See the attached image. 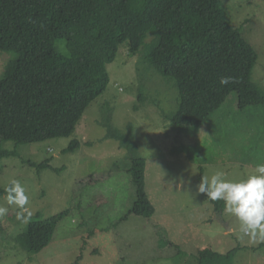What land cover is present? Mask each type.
I'll return each mask as SVG.
<instances>
[{"label": "rangeland", "instance_id": "rangeland-1", "mask_svg": "<svg viewBox=\"0 0 264 264\" xmlns=\"http://www.w3.org/2000/svg\"><path fill=\"white\" fill-rule=\"evenodd\" d=\"M220 1L230 26L257 54L251 82L264 91V0ZM151 39L134 56L127 42L120 46L106 66L105 91L70 137L2 142L16 156L0 160V190L13 185L12 195L0 196V221L9 230L0 232V264H72L80 253L79 264H196L206 248L220 254L238 248L230 264H264V105L240 110L231 94L203 126L173 129L162 115L175 110L177 91L171 79L147 72ZM7 59L0 52V74ZM104 124L122 134L131 126L146 160L145 191L155 209L150 218L121 219L136 190L125 151L113 139L102 141ZM73 140L78 147L66 151ZM46 161L48 168L28 165ZM208 195L224 199L220 213ZM63 211L40 253L30 256L13 240L30 216Z\"/></svg>", "mask_w": 264, "mask_h": 264}, {"label": "trees", "instance_id": "trees-1", "mask_svg": "<svg viewBox=\"0 0 264 264\" xmlns=\"http://www.w3.org/2000/svg\"><path fill=\"white\" fill-rule=\"evenodd\" d=\"M148 36L147 72L171 79L177 91L175 110L162 115L173 129L203 126L231 94L240 110L264 105V91L251 82L257 54L230 26L220 0H0V52L8 56L0 74V160L16 156L2 149L4 141L23 145L70 137L85 109L105 91L106 66L120 46L127 42L134 56ZM102 126V141L113 139L125 151L136 190L132 208L121 219L150 218L155 209L145 191L146 160L131 126L124 134ZM78 145L73 140L66 151ZM28 165L49 167L47 161ZM200 181L206 188L202 176ZM4 194L12 195L13 185L0 190ZM208 198L220 213L224 199ZM67 213L47 219L36 213L12 238L28 255L38 254ZM5 231L0 221V232ZM236 249L226 254L200 250L196 264H230ZM81 260L82 253L72 264Z\"/></svg>", "mask_w": 264, "mask_h": 264}, {"label": "water", "instance_id": "water-1", "mask_svg": "<svg viewBox=\"0 0 264 264\" xmlns=\"http://www.w3.org/2000/svg\"><path fill=\"white\" fill-rule=\"evenodd\" d=\"M228 230H230V228Z\"/></svg>", "mask_w": 264, "mask_h": 264}]
</instances>
